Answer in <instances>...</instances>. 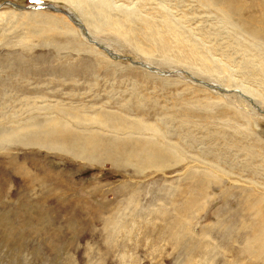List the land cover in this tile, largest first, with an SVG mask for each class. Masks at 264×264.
<instances>
[{
	"label": "rangeland",
	"instance_id": "374dc122",
	"mask_svg": "<svg viewBox=\"0 0 264 264\" xmlns=\"http://www.w3.org/2000/svg\"><path fill=\"white\" fill-rule=\"evenodd\" d=\"M0 264H264V0H0Z\"/></svg>",
	"mask_w": 264,
	"mask_h": 264
},
{
	"label": "water",
	"instance_id": "95a60500",
	"mask_svg": "<svg viewBox=\"0 0 264 264\" xmlns=\"http://www.w3.org/2000/svg\"><path fill=\"white\" fill-rule=\"evenodd\" d=\"M13 6H14V5H13ZM31 8H33V9H35V10L49 9V10L54 11V12H56V13L64 14V15L68 16L69 18L72 17L70 13H66V12H64V11H62V10H59V9H56V8H54L53 6H50V5L38 6V7H31Z\"/></svg>",
	"mask_w": 264,
	"mask_h": 264
},
{
	"label": "bare ground",
	"instance_id": "6f19581e",
	"mask_svg": "<svg viewBox=\"0 0 264 264\" xmlns=\"http://www.w3.org/2000/svg\"><path fill=\"white\" fill-rule=\"evenodd\" d=\"M40 128V127H39ZM111 130V129H110ZM112 131V130H111ZM4 139V138H3Z\"/></svg>",
	"mask_w": 264,
	"mask_h": 264
}]
</instances>
